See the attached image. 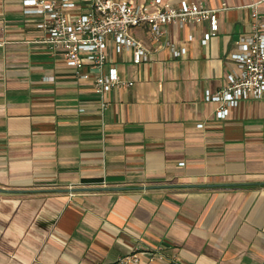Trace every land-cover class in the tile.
<instances>
[{"label":"crops","instance_id":"1","mask_svg":"<svg viewBox=\"0 0 264 264\" xmlns=\"http://www.w3.org/2000/svg\"><path fill=\"white\" fill-rule=\"evenodd\" d=\"M258 1L264 19V0H164L219 9L218 32L202 45L208 21L169 23L157 41L134 27L153 54L141 65L109 40L134 85L102 109L92 78L43 42L41 17L0 0V264H264V99L224 119L205 100L239 72L229 54Z\"/></svg>","mask_w":264,"mask_h":264},{"label":"built area","instance_id":"2","mask_svg":"<svg viewBox=\"0 0 264 264\" xmlns=\"http://www.w3.org/2000/svg\"><path fill=\"white\" fill-rule=\"evenodd\" d=\"M253 8L251 33L236 41V50L229 57L237 64L239 72L229 76L227 83L213 93L206 92L205 100L219 103L216 115L224 119L231 107L241 102H258L264 99V19ZM24 13L41 17L36 27L46 32L43 42L51 49H61L67 64L80 78L91 77L93 89L101 97L102 109L107 107L103 96L112 89L131 87L133 81L121 79L108 56V42L113 40L117 53L131 52L134 64H147L152 59L151 50L133 34L134 27L148 25L151 39L157 41L162 27L169 23H194L208 21L209 28L200 39L206 45L219 25V9H209L200 3L179 8L164 6V0H91L88 13L74 17L71 9L74 0H23ZM181 54L174 50V55ZM88 67L91 72L84 74ZM199 127L202 124L198 125ZM152 258V257H151ZM136 254L120 257L113 264L137 263ZM170 264H182L177 258Z\"/></svg>","mask_w":264,"mask_h":264},{"label":"water","instance_id":"3","mask_svg":"<svg viewBox=\"0 0 264 264\" xmlns=\"http://www.w3.org/2000/svg\"><path fill=\"white\" fill-rule=\"evenodd\" d=\"M106 190H109V189H116V188H105ZM0 191H1V189H0Z\"/></svg>","mask_w":264,"mask_h":264}]
</instances>
